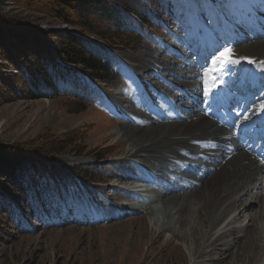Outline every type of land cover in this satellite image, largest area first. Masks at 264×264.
Segmentation results:
<instances>
[{
    "label": "rangeland",
    "instance_id": "obj_1",
    "mask_svg": "<svg viewBox=\"0 0 264 264\" xmlns=\"http://www.w3.org/2000/svg\"><path fill=\"white\" fill-rule=\"evenodd\" d=\"M241 1L251 3L253 0H164L165 10L158 16L161 18L157 21L156 28L145 30L147 40L143 42L140 53L132 55L124 47L111 45V50L119 57L118 66L123 70L124 82L120 84L119 91L105 90L98 84L104 98L85 110L77 109L76 105L60 97L30 98L22 91V84L15 83L20 89L17 95L7 90L1 92L0 83V146L7 149L21 146L30 152L35 150L36 153H32L26 161L28 162L26 166L30 167L28 171L34 172L41 180L43 196L47 199L46 204H42L31 192L28 216L8 220L0 213V264H178L181 261H184V264L191 263L188 262L185 250L180 244L182 237H178L179 234L175 232L172 233L174 223L176 222V226L180 224L177 218L175 222H169L164 218L165 213L159 216L165 205L163 199L153 198L151 210L143 209L129 211V215H116L125 205L121 203L114 205V201L116 199L120 201L126 193L117 186L123 182L122 177L114 176V173L119 174L121 170L129 172L136 167L135 161L143 162L145 168L162 169V166H170L177 162V159L161 153L146 154L143 159H133L128 155L126 151L127 144L130 143L128 139L134 137V133L126 138H118L113 133L123 122L117 114L122 107L113 105L107 93L112 92L127 99L131 98L137 102V109L144 114L155 111L149 105L154 99L155 92L179 94V91L157 77L158 74L151 69L148 70L145 63L140 61L144 58L162 60V57L168 55L170 45L174 47L177 45L179 51L189 52L187 38L182 34L188 33L190 36L207 40L209 34L216 33V27L221 23L225 25L233 23L235 6L240 11L243 8ZM46 2L0 0V17H4L0 22H8L3 24H8L16 32L29 33V38L40 32L50 49L52 43L55 48V43L58 45L60 39H66L73 27L48 16L44 11L49 9L50 5ZM72 4L74 9L77 2ZM73 13L77 18V11ZM182 28L186 29V32H183ZM238 28L244 29L241 26ZM203 29L208 31L204 33ZM232 47L236 58H239V47L237 45ZM256 55L252 57H258ZM12 67L13 65L6 63L0 52V82L13 81L12 79L16 78L17 74L7 71H11ZM208 67H201L199 71L203 73ZM222 74L219 75L223 78L228 76L227 73ZM141 76L153 84H144ZM176 78L175 82L187 80L178 76ZM17 80L21 82L18 76ZM160 99L164 104L157 112L169 113L176 108L173 104L167 103L162 95ZM142 103L144 105L140 107ZM198 105H203L201 99L190 102L187 107L178 111L190 118L194 116ZM52 146H62L65 150L60 154L54 153ZM66 157H82L88 160L70 165ZM194 161L186 156L183 161L176 163L174 170L184 171ZM86 166L96 171L98 181L85 182L75 177L73 171ZM191 174L196 176L191 170L186 177ZM94 180H97V177ZM185 183L183 178H174L165 184L152 182L151 188L156 195L167 187L176 184L182 186ZM2 186H8L5 178H0V200L5 202L6 208L17 211V206L13 204L16 195L4 193L1 190ZM250 197L246 195L247 199ZM170 202L169 207L179 205L177 197ZM191 203L186 198L182 206L190 208L188 216L185 217L188 219L187 225L192 227L194 224L190 222L193 221L192 216L196 212L192 209L199 205H194L192 201ZM157 217L165 219L162 227L154 224ZM250 218L251 213L245 210L244 215L230 226H244L249 223ZM221 227L223 226L213 229L211 237L219 233ZM184 233L185 237L190 238L189 230ZM195 233L199 234L198 228ZM242 233H239V237ZM224 240L228 241L229 238L226 237ZM206 245L207 242L203 244ZM210 248L207 247L206 251ZM180 255L184 257L181 259ZM260 258L261 253L251 261V264H255ZM199 264L211 263L206 261Z\"/></svg>",
    "mask_w": 264,
    "mask_h": 264
},
{
    "label": "bare ground",
    "instance_id": "obj_2",
    "mask_svg": "<svg viewBox=\"0 0 264 264\" xmlns=\"http://www.w3.org/2000/svg\"><path fill=\"white\" fill-rule=\"evenodd\" d=\"M241 3L247 15L243 19L234 17L233 23L228 24L229 27L221 23L216 27V33L209 34L207 40L190 36L188 33L182 34L187 38L186 45L189 52L179 51L177 45L176 47L170 45L168 55L162 57V60L144 58L140 61L145 63L148 70L151 69L158 74L155 76L162 78L164 82L179 91V94L157 91L154 99L149 103L155 111L144 114L137 109V102L131 98L127 99L112 92L107 93L113 105L122 107L117 114L123 122L119 128L114 129L113 133L118 138H126L134 133V137L128 139L130 143L126 147L127 154L133 159H143L144 155L150 153L171 156L177 159V162L170 166H162V169L158 167L150 170V178L162 184L174 178H183L186 181L183 186L177 184L175 188L168 191L165 189L156 195L149 187H138L144 196L150 198L141 199L136 204L127 206L123 214H128L129 211L151 210L153 198L163 199L165 205L159 216L165 213L164 218L169 222H175L177 218L180 224L176 226V222L174 223L172 233L175 232L179 234L178 237H182L180 244L185 250L188 262L191 261L190 264L206 261L211 264H251L260 253L261 258L255 264H264V164L255 152L252 154L249 151L250 143L247 144V138L244 137L249 124H262L260 120L264 112L260 111L259 106L264 103V70H261L262 66L259 63L249 64L246 60L240 59L250 57L256 61H264V25L263 28L260 27L264 19H261L256 11L259 7L264 11V0H254L249 4L243 1ZM244 24L248 29L238 30V27ZM182 31L186 32V29L182 28ZM203 31L206 33L208 29ZM231 43L239 47L238 64L241 67L236 68L235 64L226 69L229 73V77L225 79L226 84L214 92L220 95L217 101L219 107L210 114L206 107L213 103L211 101L205 105L206 107L196 109L194 116L185 117L178 109H183L190 102L197 101L204 87L203 73L196 68L209 65L212 55L220 50L222 45ZM256 54L258 57H252ZM177 76L187 80L175 82ZM141 78L144 84H153L143 76ZM239 78L240 80L237 81ZM227 88L229 91L226 90ZM161 95L177 109L174 108L169 113L157 112L164 104L160 99ZM245 99H248L246 103ZM141 105L140 107H143L144 103ZM245 115L249 116L248 121L243 119ZM242 130L244 133L241 132ZM186 156L196 162L188 165L184 171H175L176 163L183 161ZM87 160L82 157H66L70 165L84 163ZM191 170L196 176L191 174L186 177ZM113 175L121 176L124 180L123 178L128 177L129 173L121 170V173ZM127 184V181L122 183V185ZM145 184L149 185L148 182ZM178 193L185 194L180 196L177 195ZM246 195H250V199H247ZM169 196L179 199L178 207L176 205L169 207L173 199L172 197L168 199ZM186 198L189 203L192 201L194 205H199L192 209L196 211L195 215L192 213L193 221L190 222L194 224L192 227L187 225L188 219L185 217L188 216L190 208L182 206ZM119 203L117 199L114 201V205ZM245 210L251 213L249 223L244 226H230L244 215ZM236 211L238 212L235 213ZM228 215L232 217L226 222L225 218ZM165 219L161 220L157 217L154 219V224L162 227ZM219 226H223L222 230L211 237L213 229ZM197 228L199 234L195 233ZM188 230L190 238L185 237L184 232ZM240 232L243 233L239 237ZM226 237L229 238L228 241L224 240ZM206 242L207 245L203 246ZM228 242L231 244L229 245ZM209 246L210 250L206 251ZM183 257L181 256V259ZM178 264H184V261Z\"/></svg>",
    "mask_w": 264,
    "mask_h": 264
},
{
    "label": "trees",
    "instance_id": "obj_3",
    "mask_svg": "<svg viewBox=\"0 0 264 264\" xmlns=\"http://www.w3.org/2000/svg\"><path fill=\"white\" fill-rule=\"evenodd\" d=\"M45 1L50 5L44 11L48 16L76 30L69 31L67 38L60 39L51 52L40 32L29 38V33L16 32L8 24H3L8 22H0L1 55L7 64L18 70L13 81L0 82L1 92L7 90L17 95L20 89L16 84H22V91L30 98L60 97L79 110L93 106L100 99V93L91 79L102 82L107 88L118 87L122 83V75L115 66L116 56L110 47L119 45L133 54L140 52L144 37L136 25L152 29L154 17L162 14L164 8V0ZM72 2H77L74 8L77 18L73 15ZM3 20L4 17H0V21ZM91 34L100 38L102 43L90 40L88 37ZM76 63L83 67L85 74L68 65ZM63 148L52 146L53 152L59 154L65 150ZM34 152L21 146L11 149L0 146V178L8 181V186H2L1 190L16 195L13 204L17 206V212L6 208L5 202L0 200V213L8 220L15 219L17 213L28 216L31 192L40 202H46L41 180L26 166V161ZM73 172L87 181L98 179L92 167L77 168Z\"/></svg>",
    "mask_w": 264,
    "mask_h": 264
},
{
    "label": "snow or ice",
    "instance_id": "obj_4",
    "mask_svg": "<svg viewBox=\"0 0 264 264\" xmlns=\"http://www.w3.org/2000/svg\"><path fill=\"white\" fill-rule=\"evenodd\" d=\"M240 59L246 60L249 64L259 63L262 66L261 70H264V61H256L250 57ZM240 59L236 58L231 44L222 45L221 49L212 55L211 64L204 70L202 76L203 95L205 97L211 96L221 86L226 84V81L222 80L219 74L224 73L229 65L238 64ZM259 108L261 112H264V103H261ZM243 119L247 121L249 116L245 115Z\"/></svg>",
    "mask_w": 264,
    "mask_h": 264
}]
</instances>
